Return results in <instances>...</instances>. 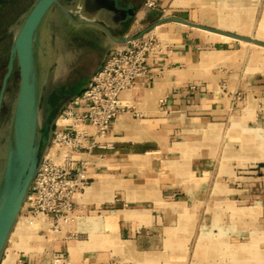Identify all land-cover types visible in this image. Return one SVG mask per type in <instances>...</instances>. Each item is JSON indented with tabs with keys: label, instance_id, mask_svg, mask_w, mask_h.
<instances>
[{
	"label": "crops",
	"instance_id": "obj_1",
	"mask_svg": "<svg viewBox=\"0 0 264 264\" xmlns=\"http://www.w3.org/2000/svg\"><path fill=\"white\" fill-rule=\"evenodd\" d=\"M158 1L138 0L120 25L104 8L74 9L119 38L167 18L150 29L165 48L122 92L128 107L100 145L75 154V220L62 231L50 223L39 230L49 242L26 250L19 213L1 264H264V57L243 24ZM67 41L96 58L77 95L119 42L95 23H78Z\"/></svg>",
	"mask_w": 264,
	"mask_h": 264
},
{
	"label": "water",
	"instance_id": "obj_2",
	"mask_svg": "<svg viewBox=\"0 0 264 264\" xmlns=\"http://www.w3.org/2000/svg\"><path fill=\"white\" fill-rule=\"evenodd\" d=\"M65 0H34L31 6L11 28L14 33L12 58L0 94V112L4 89L13 67L14 55L21 66V80L10 114L4 128H0V264L4 250L16 223L22 205L29 194L31 184L51 143L57 115L75 95L63 100L46 115L42 114V103L50 80L58 72L63 55L69 53L66 62H74L80 56L89 55L85 45L75 46L65 38L61 24V11L67 13L74 23H95L116 42H125L128 36L119 38L110 28L92 18L76 20L71 15ZM74 7L96 15L106 9L107 20L120 25L129 17H135L136 9L119 6L116 0H74ZM92 17V16H91ZM167 18L152 23L138 35L149 31ZM221 31V30H220ZM264 45V41L245 36ZM68 58V55H66ZM81 59V58H80ZM72 61V62H73ZM54 71V73H53ZM53 74V75H52ZM63 94L62 90H58Z\"/></svg>",
	"mask_w": 264,
	"mask_h": 264
},
{
	"label": "built area",
	"instance_id": "obj_3",
	"mask_svg": "<svg viewBox=\"0 0 264 264\" xmlns=\"http://www.w3.org/2000/svg\"><path fill=\"white\" fill-rule=\"evenodd\" d=\"M159 6L158 0L143 2L144 8ZM161 9L165 13L168 8ZM127 36V41L109 50L86 88L70 99L57 115L51 143L22 205L28 213L43 214L55 231H62L76 218L75 193L84 181L82 172L73 168L75 154L100 145L98 138L108 134L117 117L128 107L122 92L134 87L139 77L152 72L150 58L159 56L165 48L150 30ZM19 263L26 264L22 260Z\"/></svg>",
	"mask_w": 264,
	"mask_h": 264
},
{
	"label": "rangeland",
	"instance_id": "obj_4",
	"mask_svg": "<svg viewBox=\"0 0 264 264\" xmlns=\"http://www.w3.org/2000/svg\"><path fill=\"white\" fill-rule=\"evenodd\" d=\"M187 1L182 0L180 4L190 5L195 9L199 8L201 11L203 10V12L197 13L200 18L215 23V17L217 16L222 26H224L222 22L229 19L232 26H227L228 28H235L236 23L243 24L244 30L248 35L258 37L264 41V0H192L189 3ZM246 44L253 48L255 54L258 53L264 57V45L261 46L252 41ZM65 64L60 67V70L50 80L43 103L44 111L42 114L44 116L48 110V96L50 92L54 89L57 91L62 90L63 92V88L65 90V88L71 89L72 87L73 90L78 89L94 70L96 58L95 55H85L82 63L74 66V68L67 67V63ZM20 217L21 226L24 227L22 229L24 231L21 233V248L37 250L49 242L48 236L45 239L39 236V230H42L40 232L42 234L45 231L43 229L49 227V219L40 213H28L25 209L20 211Z\"/></svg>",
	"mask_w": 264,
	"mask_h": 264
},
{
	"label": "flooded vegetation",
	"instance_id": "obj_5",
	"mask_svg": "<svg viewBox=\"0 0 264 264\" xmlns=\"http://www.w3.org/2000/svg\"><path fill=\"white\" fill-rule=\"evenodd\" d=\"M33 1L34 0H0V94L4 88L5 76L9 71V64L13 56L12 45H13L14 33L11 31V28L17 23V21L21 18V16L31 6ZM116 1L117 2L120 1L123 6H127L129 8H135L138 3V0H116ZM64 3L67 4V6H69L73 18L76 20H81L78 19L77 17L78 13L74 11L75 8L81 9L80 5L74 7L75 4L74 0H65ZM61 18H62L61 24L63 25L62 29L65 34V38L68 39L72 34L73 27L76 26L78 23H74L72 18L63 11H61ZM127 20L130 21V18H128ZM66 55H68V58ZM14 57L15 59L13 62V67L11 69V73L7 79L6 86L4 89L3 105L0 112V128H4L7 122L8 116L10 114L11 106L16 97L21 80V66L17 55H14ZM69 57L72 58L71 54L69 53L63 55L60 67H62L65 63L68 62L67 60L70 59ZM80 58L78 57L76 62H74L72 59L71 62L67 63V67L74 68V66H77L79 63H82L83 56H80ZM72 90L73 87L71 89L65 88V90L63 88V94H59L56 89L52 90V92H50V95L48 96L49 106L47 109L53 111V109L63 100L65 95L69 96L71 92H73ZM44 101H45V97L43 103ZM43 103L41 108L42 112L44 111Z\"/></svg>",
	"mask_w": 264,
	"mask_h": 264
},
{
	"label": "bare ground",
	"instance_id": "obj_6",
	"mask_svg": "<svg viewBox=\"0 0 264 264\" xmlns=\"http://www.w3.org/2000/svg\"><path fill=\"white\" fill-rule=\"evenodd\" d=\"M225 22L231 24V22H229V19H226ZM37 224H38V223H37ZM239 253H240V252H239ZM245 255H246V253H245Z\"/></svg>",
	"mask_w": 264,
	"mask_h": 264
}]
</instances>
